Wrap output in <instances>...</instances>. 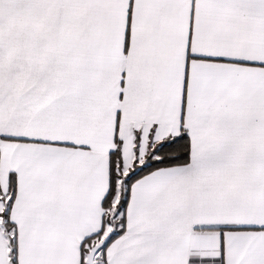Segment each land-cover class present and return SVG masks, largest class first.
Instances as JSON below:
<instances>
[{
	"label": "snow or ice",
	"instance_id": "snow-or-ice-1",
	"mask_svg": "<svg viewBox=\"0 0 264 264\" xmlns=\"http://www.w3.org/2000/svg\"><path fill=\"white\" fill-rule=\"evenodd\" d=\"M0 264H264V0H0Z\"/></svg>",
	"mask_w": 264,
	"mask_h": 264
}]
</instances>
